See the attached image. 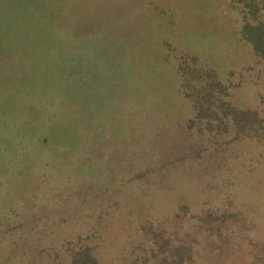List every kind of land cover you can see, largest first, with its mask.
Here are the masks:
<instances>
[{
	"label": "rangeland",
	"instance_id": "374dc122",
	"mask_svg": "<svg viewBox=\"0 0 264 264\" xmlns=\"http://www.w3.org/2000/svg\"><path fill=\"white\" fill-rule=\"evenodd\" d=\"M243 20L238 0H0V264H69L76 235L115 262L141 225L220 204L216 186L264 222L257 144L215 146L193 105L213 80L264 116ZM249 226L232 242L264 250Z\"/></svg>",
	"mask_w": 264,
	"mask_h": 264
},
{
	"label": "trees",
	"instance_id": "16d2710c",
	"mask_svg": "<svg viewBox=\"0 0 264 264\" xmlns=\"http://www.w3.org/2000/svg\"><path fill=\"white\" fill-rule=\"evenodd\" d=\"M238 2L241 4L244 19L242 37L253 52L264 61V0ZM218 83L210 80L195 90L193 99L195 118L206 117L205 124L210 130L208 136L215 146L219 142L228 146L235 142L243 144L246 141L255 146L257 144L255 155L262 167L258 169V163L255 165V169H258L261 175L256 179V183L259 186V193L264 195V116L259 115L256 110L240 107L222 98L215 91ZM213 132L215 133L212 134ZM46 138L44 137L41 143L45 144ZM32 139L31 137L21 139L20 142ZM17 148V155L32 156V152L20 151L19 147ZM216 149V147L211 149L212 155L217 156ZM231 154L232 152H228L225 156L230 157ZM216 190L217 186L215 193L219 192L216 195L222 200L220 204L213 205L211 200L208 201L212 198L208 195L209 198L206 197L200 204L201 207L196 215L189 219L187 225L183 224L180 214L176 213L173 216L176 221L171 229L152 224L138 227L140 230H136L135 240H131L125 254L115 262L104 261L94 245L85 243L80 235H76L70 240H75L74 244L68 245L69 264H231L232 257L228 258L231 252L240 253L239 264H264V250L253 249L254 242L250 235L245 237L250 241L247 252H243L242 246L232 242L243 237L240 234L242 230L247 234L249 224L250 230L255 226L254 234H257L264 247V222L261 220L257 222L237 204L232 203L235 197L231 192L227 194L222 189L217 192ZM261 205L264 206V203ZM240 214L245 217L240 218Z\"/></svg>",
	"mask_w": 264,
	"mask_h": 264
}]
</instances>
